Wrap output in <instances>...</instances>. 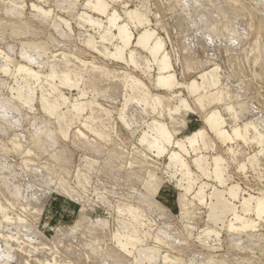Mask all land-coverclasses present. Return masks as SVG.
Returning <instances> with one entry per match:
<instances>
[{
    "label": "rangeland",
    "instance_id": "1",
    "mask_svg": "<svg viewBox=\"0 0 264 264\" xmlns=\"http://www.w3.org/2000/svg\"><path fill=\"white\" fill-rule=\"evenodd\" d=\"M8 1L9 0H0V49L4 51L6 50L9 54L12 53V57L15 56L13 58L14 64L12 65L18 63L24 64L20 53L24 51L26 52L27 50V52H31L32 49L35 50L33 52L34 55L33 53L28 54L36 56L38 55L37 53H40V50L42 51L43 49L46 53L42 58L45 60L48 58L49 61H54L53 55L55 56L56 54L57 60L61 61L66 54L68 57H70L71 54V61L76 60L78 57V61L76 60L74 62L80 63H77L75 66L72 61L71 65L75 68L77 67L76 70L82 71L83 77H86V80L84 79V82L82 83V87H84L85 83H89L87 77L91 78L92 76H97V79L99 77L103 78L104 75L99 74H102V72H105L106 70L105 73H107V76H110L106 77L107 80L105 78L104 80L109 81V78V83L106 82L105 84V81L100 79V81L103 80L104 82H101V85L96 84L97 86L95 89L98 92L101 90H109L110 92H107V96H109V93L111 96L105 98V95L103 96V94H106V92L104 91H101L100 93L102 95L100 94L98 96L99 103L102 102L101 104L103 107L111 112L110 117H105L103 119L104 122L101 127L103 130L104 126H106L104 130L108 135H104L108 136V141L102 140L83 128L82 132L86 137L79 136L76 133L79 126L78 123L71 127L66 138L60 134L58 130L59 125L56 119L40 112L42 110L39 111L40 102L38 104V101L40 100L39 96L41 95L39 90H37L34 95L36 98L33 110L26 106H20L19 108V105L11 99V94L8 92L10 91L8 90L9 87H14L13 80L0 74V79L3 80H0V105L3 102L5 105L3 106L2 104L0 106V152H3V154H0L2 155L0 156V202H2L3 205H1L4 206V208H8H5L7 213L9 212L13 214L14 217L8 213L16 219L13 220L14 225L11 224L12 226H10V224L3 223L2 228L3 231L5 230L6 234L12 233L14 236L18 235L20 239H24H21L18 245L11 242L15 254L18 255L15 258L14 256L16 255L13 252L14 255L12 258L14 257L15 259L13 258L14 260H11L12 258H10V260H7L8 263L16 264L17 262L19 263L20 260V264H22V261H24L22 258H24V262L27 260L29 261L30 259V264H42L40 261L42 262L44 258H48L55 260L58 264H137L134 258L138 256V252H136L137 250L134 251L132 255H128L125 252L123 253L119 248H116V245L112 242L113 239H111L113 238L112 232L115 229L122 230L124 228L123 226L126 225L127 222L129 224L132 220L130 214L126 213L127 210H129L128 208H136L140 211L143 217L140 218V221L144 223V226L139 229H143L141 230L142 237L143 239L145 238L143 246L145 247L148 245L152 248L157 247L156 249L160 250L158 257H156L159 258V261L156 258L155 260L152 258L154 261L157 260L156 262H158V264L167 263L161 262V259L163 261L164 258L161 256L165 255L170 257L169 260L172 258V260L168 261L171 264L173 263L172 261H174L173 264H264V222H258V229L254 232L252 231L240 235L237 234L232 237L227 233V229L223 224H218L217 228L213 223L208 222V207H206V205L203 206L198 204L197 201L191 199L192 196H187L185 200H188L184 202L187 203L190 201L189 203H192L193 205L191 204L187 207L188 210H186V208L184 209L182 205L183 198H181L183 197L182 195L184 192L177 186V179H180V175L177 174L173 177L172 172L170 171L169 173V170H166V167L164 166H168L169 163L166 156L159 158L137 142V138L141 134V131L144 128L146 129V123L150 122L153 116H141L140 113L136 112V109H139L137 108L138 105L132 103V106L129 104V111L127 110L126 113L129 115H127L129 119H126L129 120L131 126L128 127L124 122L120 121L119 113L123 109L125 94H127V92H125L126 87L123 86L126 81L124 79L123 82V74L125 72L126 74L128 73V75L140 79L149 88L152 96H169L168 93L158 90L153 84V77L155 76L157 69L154 66H151V68H153L150 72L151 75L145 76L133 66L128 67L114 59L106 58L105 56L96 53L90 47L88 48L87 45L86 47L84 43V40L87 38L85 37L87 36L86 31L84 29H78V25L74 19L76 12L82 10L80 5L85 0H49L47 3H39V5L43 6L45 9L53 12L49 18L50 21L49 19L44 20L42 15L31 10L32 8L30 5L32 3L38 4L37 0H21L25 4V9L18 13L20 16L19 18L7 14L6 11L10 12V10H12L11 3ZM143 1L147 6L153 28L167 43V50H169L168 52L172 57L177 78L181 84L186 85L203 70L217 66L220 71H218V74L220 73L219 78L221 81V88L219 87L220 89L218 88V90L212 93L222 90L224 95L221 92V96H224L226 101L219 106L225 108V104L227 103L232 105L237 112L239 120L238 124L240 125H243V123L252 118L264 119L263 5H259L257 0H121L118 3L111 2V5L113 4V6L118 8L124 15L123 11L125 12L137 7L139 8ZM182 1H184L183 4ZM63 2L65 3V7L70 6V8L72 7L73 9H69L65 12L66 10L62 9ZM125 3L128 5L127 8L125 7ZM59 5L61 8H59ZM201 5L204 7L202 8ZM56 16H61L70 23L73 30L69 38H63L57 35L54 29H52V25L60 24V21L58 22V20L55 19ZM59 26H61L60 28L63 31L67 30L64 24L61 23ZM132 29L133 31L136 30L134 31L136 36L141 31L140 29H134L133 26ZM88 33L94 34L92 31H89ZM24 45L32 49L29 50L27 47L25 48ZM68 46L70 48H68ZM38 47H41L42 49H38ZM71 48H74V50ZM61 55H63V57ZM58 56H61L62 59H60L61 57L58 58ZM73 56L75 59H73ZM83 62H86V65ZM90 66L92 68H89ZM33 68L36 69L37 67L34 66ZM94 68L98 71L96 70L95 72ZM48 69L49 68L46 67V69L44 68V71L47 72ZM100 69H103V71ZM110 71L112 73L108 74ZM112 80L118 81V83ZM98 81L97 83H99ZM111 81L115 84L113 85ZM120 81H122L123 84ZM111 84L115 88H113ZM118 84H120V88L116 86ZM110 86L113 91L110 90V88L107 89ZM92 87H95V85ZM97 87H99V89ZM185 87L186 86H181L180 89L176 90V95L171 97L172 99L169 96L168 98H170V100H167L166 98V101L164 102L166 106L171 105L170 107L172 108L175 105L176 98L181 96L188 100L191 107V111L182 117V122L178 125L179 127L175 132V138L183 139V136L192 135L200 129L205 130L207 134L206 139L210 148L213 147V149L207 151L203 150L205 154L209 156L216 152L222 155L228 161L229 167L227 172L231 176L232 182L239 183L240 187L246 193L257 195L260 192H264V167L261 166L258 169H254L248 163L245 165L244 169H240L245 158L254 155L259 150L256 144L253 145V143H248L245 145L246 143L242 141L223 144L218 140L209 132L204 123V117L207 114L206 112L214 108L215 105L209 106L207 104L205 108L201 109L195 101V97L192 98ZM100 88L104 89L100 90ZM126 91L128 90L126 89ZM178 93L179 96L177 95ZM66 94L69 96L67 91ZM72 94L76 95L77 92L74 91ZM90 96L91 93L90 95L88 94L89 98L87 99H91L93 94L91 97ZM101 97H104L105 99H102ZM10 100L11 102H9ZM133 106H135V109ZM2 107H6L4 109L9 108L10 110H3ZM21 107L23 109H21ZM147 110L150 111L149 108ZM10 112L13 116H11ZM223 112L228 119V122H230V115L228 116V113L225 112V110ZM133 114L136 121L134 120ZM2 115L6 117H3ZM139 119L141 120L139 121ZM160 120L164 121L173 132L174 129L172 130V128L174 126L170 123L167 115L160 118ZM144 122L146 123L144 124ZM48 123L50 124L48 125ZM134 124L136 126H133ZM36 129L37 131H35ZM41 129L44 130L42 131ZM38 131H41L39 132L40 134L37 133ZM44 133L49 135L46 136ZM15 134H19L20 137L19 135L18 137L13 136ZM23 136H25L24 139H22ZM14 137L15 139L17 137V141L20 140V143L23 145V150L28 147V145L29 147L27 149L32 148L31 150L33 151H31V155L20 156L22 152L18 153L20 151H14V149H12L13 145L11 142L13 140L11 139H14ZM32 137L34 141L32 140ZM4 146H6L5 149ZM231 147L237 152L236 157H234L232 153H228V149ZM142 153H145V155L147 154V158H145L146 161L143 160L144 157L141 156L143 155ZM139 156H141L142 159ZM184 158L187 162L190 161L189 155L185 154ZM31 160L32 163H29ZM143 161L146 163L148 162V166L146 163H143ZM192 170L195 175L197 174L196 176H201V174L194 168ZM153 173L156 175L157 182L159 179L162 181L158 182L159 185L156 184L157 182L154 184L155 181L152 182L157 187L156 188L153 185V188L155 187L157 189L156 193L150 187L152 186L150 184L152 181L150 176ZM60 179H63L62 182ZM201 179L202 181L204 180L208 182L210 185H214L213 182L207 181L203 177ZM147 183L149 185H147ZM83 185L84 187H81ZM210 189L211 187L207 189L208 193L210 192ZM65 190L68 192H65ZM2 192H5L6 194ZM6 200H9L12 204L9 201L6 202ZM208 202H210L209 198ZM117 207L119 210L121 208L124 213L121 211L118 212V210L116 211V209H118ZM82 209L84 210L83 215ZM18 218L23 220V223H25L23 225L26 227L28 224L27 229L29 226L32 227L29 229V233H34L36 236L29 234L30 238H28L29 236L27 237V235L23 234L22 228L17 230L15 227L20 225V220ZM79 220L80 223L77 222ZM26 222H29L30 224H26ZM16 223L19 224L17 225ZM203 226L204 228L211 227L215 230L217 228L216 231L219 233L218 237L220 236V238L216 235H207L203 238L205 239V244L209 242L207 246H211L212 244L211 248H205L203 243L198 240L199 232L196 231L204 229ZM100 227H104L105 231H101ZM2 228H0V232H2ZM88 228L90 231H88ZM32 229L33 231L36 230V233L31 231ZM16 232H20L21 234H19L21 236L16 234ZM93 232L100 233L92 235ZM144 232H147L148 235L144 236ZM73 233L76 235H73ZM39 234H42L45 237L39 236ZM155 234L157 237L160 236L159 238H162V242H165L166 244L164 243L159 247V245L154 242V239L156 238ZM62 235L65 237H62ZM104 236L106 238H104ZM35 238L36 240H33ZM92 238H96V240H93ZM97 238H100L99 241ZM30 239L33 241L30 242ZM102 239L103 241H101ZM234 240L236 241L233 242ZM0 241L2 242L1 238ZM28 241L30 242V248L32 247L31 250H33L34 253L31 252L29 245H27ZM238 241L240 243H237ZM1 242L0 248L3 251L4 245L3 242ZM19 245L20 247H17ZM168 245H172V248H170L171 246L168 247ZM143 246L141 248H143ZM34 247L37 248L34 249ZM139 248L140 247L138 246L137 249L141 251V248ZM2 251L0 250V253ZM28 255L31 256L29 257ZM114 256H117L118 258H115ZM120 259L122 262L124 261V263H122ZM15 260L18 261L16 262ZM153 260L152 262H154ZM147 262H145V264H148ZM156 262L152 264H156Z\"/></svg>",
    "mask_w": 264,
    "mask_h": 264
},
{
    "label": "bare ground",
    "instance_id": "2",
    "mask_svg": "<svg viewBox=\"0 0 264 264\" xmlns=\"http://www.w3.org/2000/svg\"><path fill=\"white\" fill-rule=\"evenodd\" d=\"M37 1H38V4L32 3L30 5L32 8L31 10L42 15L44 20L45 19L48 20L51 17V14L53 12L51 10L45 9L43 6L39 5V3H47L49 0H37ZM119 1H121V0H85L80 5L82 10L77 11V12L75 11L76 14L74 16V19L76 21V24L78 25L77 28L78 29L80 28L81 30L84 29L86 31V34H87V36H85L87 38L84 40L85 46L87 45L88 48L90 47L93 51H95L96 53H98L102 56H105L106 58L114 59L117 62L125 64L128 67L133 66L135 69H137L138 71L143 73L145 76L151 75L150 72L153 69V68H151V66L152 67L154 66L157 70H156L155 76L153 77V84L158 90H161V91L168 93L170 98L174 97L176 95L175 93H176L177 89H180L181 86L182 87L186 86L185 88H187V90L190 93V95L192 96V98L195 97V101L198 103V106L201 109L205 108L207 106V104L209 106L215 105L214 108H212L208 112H206L207 114L204 117V123H205V126L207 127V129L209 130V132L211 134H213L223 144H229V143H233V142L237 143L240 141L246 143L245 145H247L248 143H253V145L256 144V146L259 148V150L254 155L246 157L245 161H243V164L240 166V169H244L245 165L248 163L254 169H258L261 166L264 167V119L260 118L262 120L261 121L260 119H255V118L253 119L252 118L251 120L243 123V125H240V124H238L239 120H238L237 112L235 111V108L232 105L227 103V104H225L226 107L225 108L223 107L224 109L219 106L220 104H222L225 101L224 96H221L223 93L222 90H219V92H216V93H212V92H215L216 90H218V88L220 87V84H221V81L219 78L220 73L218 74L219 67L215 66V67H211L209 69L203 70L194 79H192V81L190 83H188L186 85L181 84L177 78V74L175 71V67H174L172 57L170 56V54L168 52L169 50H167V47H166L167 43L165 42L164 38H162L161 35L153 28L152 21L150 20V17H149V12H148L147 6L144 3V1H143V3L140 2L142 5L139 8L137 7L134 9L127 10L125 12L123 11L124 15L119 11L118 8L113 6V4L111 5V2L112 3H118ZM184 1H182V4ZM8 2L11 3L10 5L12 7V10H10V12L6 11L7 14H10L11 16H13L15 18H19L20 16L18 13L22 12L21 10L25 9L24 2H22L21 0H9ZM64 2L62 3V5H63L62 9L66 10L65 12H67V10H69V9H73L72 7L70 8V6L65 7ZM257 3L261 6L262 5L264 6V0H257ZM60 5H59V8H61ZM126 5H125V7L127 8L128 5L127 6ZM201 7H202V5H201ZM13 8H14V10H13ZM62 12H64V11H62ZM21 14H23V13H21ZM55 19H57L58 22L60 21V24L61 23L64 24L65 28L67 30L63 31L60 28L62 25L59 26L60 24L56 25L55 23H54L55 25H52V29H54V31L57 33V35H59L63 38H66V37L69 38V36L72 34L71 32L73 29H72L70 23L68 22V20L62 18L61 16H56ZM18 21H20V20H18ZM49 21H50V19H49ZM132 26L134 27V29H140L141 30L137 36L134 33V31H136V30L133 31ZM89 31L94 32V34L88 33ZM95 35L96 36L98 35L97 38ZM80 40H82V39H80ZM69 41H71V40H69ZM21 44H20V46H21ZM69 46H68V48H70ZM26 47L27 46H25V48ZM23 48H22V51H23ZM25 48H24V50H25ZM40 48L38 47V49H40ZM27 49L30 50L32 48L27 47ZM71 49L74 50V48H71ZM256 49H257V47H256ZM259 49H260V47H259ZM34 51L35 50L32 49L31 52L26 53L24 51V52L20 53L21 59L24 61V64L18 63L15 65H12V64H14L13 58L15 56L12 57L11 56L12 53L9 54L6 52V50L4 51V50L0 49V74H3L4 76H6L8 78H11L14 82V87L8 88V90H10L8 92H10V94H11L10 96L12 98L10 96L9 97L19 105L18 106L19 108H20V106H22V107L26 106V107H29L30 109L33 110V108H34L33 105H35L34 101L36 98L34 95H35L36 91L39 90L41 92L40 93L41 95L39 96L40 100H39V98H38L39 101L36 99L38 101V104L40 102L41 108L39 107V111L42 110L40 112H43L44 114L49 115L50 117H54L56 119V121L58 122V125H59L58 130H59L60 134H62L64 137L67 138L71 127H73V125L78 123L79 126L76 130L77 131L76 133L79 136L86 137L85 134L82 132V128H83L84 130L90 132L91 134L101 138L102 140L108 141L109 138H108V136H106L108 134L105 133V130H104L106 126H104L103 130L101 129V127L103 126V122H104L103 119L105 117H110L111 112L108 109L103 107V105L101 104L102 102L99 103V101H98V96L101 94L100 92L104 91L101 89H104V88H100V90H101L100 92H98L95 89L97 86L96 84L101 85L105 81L104 78L106 79V77L110 76V75L107 76V73H105L106 72L105 68H104L105 72L103 71V69H100L103 72H102V74L100 73L99 75H104V77L101 76L103 78L99 77L97 79L96 78L97 76H95V77L92 76L91 78L87 77L89 79V83L88 84L85 83L84 87H82V83L84 82V79L86 77L85 78L83 77L82 71H77L76 70L77 67L75 68L74 66L71 65L72 64L71 62L73 61V60L71 61V59H70V57L72 56L71 54H70V57H68L66 54V56H64V58H63L64 61L63 60L62 61L57 60V54L55 56L53 55L54 61H51V60L49 61L48 58L46 60L44 58H42L43 55L46 53L45 51H43V49H42V51L40 50V53H37L38 55H36V56H32V54L31 55L28 54V53H33ZM63 54H65V53H63ZM33 55H34V53H33ZM61 56L63 57V55H61ZM60 57L58 56V58H60ZM62 57L60 59H62ZM73 59H75V57ZM77 59H78V57H77ZM76 60H74V61H76ZM74 61H73V64L76 66V64L79 62H74ZM15 63H17V62H15ZM83 63H85V65H86V62H83ZM34 66L37 68L36 69L33 68ZM71 66L73 69L71 68ZM91 66L89 68H92ZM46 67L49 68L47 72L44 71V68L46 69ZM12 68H14V69H12ZM94 69L96 72L97 69L96 68H94ZM88 71H89V69H88ZM107 71H109V70H107ZM110 73H112V72L110 71L108 74H110ZM93 75H94V73H93ZM116 75H117V73H116ZM123 75H124L123 82H124V79L126 80L124 82L125 85H123V86H125L128 91H126V89H125V92H127V94H125V98H124L125 103H124L123 109L119 113V117H120L119 119H120V121L124 122L126 126H128V127L131 126L129 123V120L126 119V118H128L127 117L128 114H126V113H127V110L129 111V104H131V106H132L133 105L132 103H135L138 105L137 108H139V109L138 110L136 109V112L140 113L141 116L142 115L153 116V118H151L152 120L151 121L149 120L150 122H147V123L144 122V124L146 123V125H145L146 129L145 128L143 130L141 129L142 131H141V134L139 135V137L137 138L138 139L137 142L141 146L145 147L149 152L154 153L155 156H157L159 158L166 156L168 159V162H169L168 166H164V167H166V170L167 171L169 170V173L171 171L173 177L177 174L180 175V179H177V181H178L177 186L180 188V190H182L184 192L183 195L181 194L183 196L181 198H183V204L182 205H183L184 209L186 208V210H188L187 207H189L192 204V203L191 204L189 203L190 201L185 203L188 200V199L185 200L186 197L192 196L191 199H193L194 201H197L198 204L203 205V206L206 205V207H208V213H207L208 214V222L213 223L216 227L218 224H221V225L223 224L227 229V233L230 234L232 237H233V235L235 236L237 234L240 235V234H245L248 232L250 233L252 231L253 232L256 231L258 229V225H259L258 222H264V192H260L257 195H253L251 193H246L240 187L239 183L232 182V178L227 172L228 171L227 169L229 167L228 161L222 155H220L216 152L213 154H210L209 156L205 154V152L203 150L207 151V150L213 149V147L210 148V145L206 139L207 134H206L205 130L200 129L199 131L194 132L192 135L183 136L182 137L183 139H180V138L176 139L175 138V132L177 131V129L179 127L178 125H180V123L182 122V117L191 111V107H190L188 100L186 98H182L181 96H179V93H178L177 95L179 96V98H176L177 100L175 102V105H174V107L171 108L170 107L171 105L166 106L164 104V102L166 101V98H167V100H170V98H168L169 96L168 97H163L161 95L160 96L159 95H153L152 96L150 94L151 92L149 91V88L140 79L133 77L131 75H128V73L126 74V72ZM113 77H114V75H113ZM116 78H117V76H116ZM100 79H103L104 81L103 80L100 81ZM113 79H115V78H113ZM0 80H2V79H0ZM108 80L110 81L109 78H108ZM115 80H112V81L118 83V81H115ZM97 81L99 83H97ZM109 81H105V84H106V82L109 83ZM120 82L123 84L122 81H120ZM89 84H90V86H89ZM112 84L114 85L115 83L112 82ZM112 84H111V86H112ZM120 84H118L119 86L118 85H116V86L120 88ZM93 85H95V87H92ZM111 86L108 88L106 87V88L107 89L110 88V90H112V87L115 88L114 86H112V87ZM97 88L99 89V87H97ZM91 89H93V90H91ZM66 91L69 94V96L66 94ZM74 91L77 92L76 95L72 94V92H74ZM104 92H106V94L105 93L103 94V96L105 95L104 96L105 98L111 97L110 93H109V96H107V92H110L109 90L104 91ZM70 93H71V96H70ZM90 93H91V96H92V94H93V96L91 99H87V98H89L88 94L90 95ZM223 95H224V93H223ZM123 97H124V95H123ZM112 99H114V98H112ZM106 101H107V99H106ZM9 102H11V100ZM2 104H3V106H5L4 102ZM17 104H16V106H17ZM8 105H10V104H8ZM11 105H12V103H11ZM22 107H21V109H23ZM134 107L135 106H133V108ZM4 108H6V107H4ZM4 108H3V110H6V111L9 109V108L4 109ZM11 108H12V106H11ZM148 108L150 109V111L147 110ZM18 110H20V109H18ZM224 110H225V112L228 113V116L230 115V118H229L230 122H228V119L225 117L224 112H223ZM6 113H8V112H6ZM10 114H11V116H13V114L11 112H10ZM134 114H133V117H134V120L136 121ZM4 115H5V112H4ZM156 115H157V117H156ZM165 115H167V117L170 120V123L174 126L173 128L171 127L172 130L174 129L173 132L170 130L169 126L164 121L160 120V118H162ZM3 117H6V116H3ZM18 117H20V116H18ZM131 118H132V115H131ZM33 120H34V118H33ZM33 120H32V122H33ZM140 120L141 119H139V121ZM27 121H29V120H27ZM47 122H48V120H47ZM49 124L50 123H48V125ZM36 125H38V124H36ZM43 126H44V124H43ZM133 126H136V125L134 124ZM33 127H35V126H33ZM48 129H49V127H48ZM30 130H31V128H30ZM35 131H37V129ZM27 132H29V131H27ZM31 132H32V130H31ZM39 132H41V131H38L37 133H39ZM135 132H136V130H135ZM16 134L13 136L18 137L19 134L18 135H16ZM104 134H106V135H104ZM45 135L48 136L49 134H45ZM17 137H16V139H15V137H14V139L13 138L11 139V140H13L11 142V144L14 147V148L12 147V149H14V151L15 150L20 151L18 153L22 152L20 154V156L31 155V153H32L31 151H33V150H31L32 148L27 149L29 147V145H28V147H26V148L24 147L25 149L23 150V147H22L23 145L20 143V140L17 141L18 140ZM19 137H20V135H19ZM24 137L25 136H23L22 139H24ZM40 137H42V136H40ZM10 138H11V136H10ZM32 140L34 141L33 137H32ZM27 144H26V146H27ZM84 144H86V143H84ZM30 147H31V145H30ZM2 148H3V143H2ZM5 148H6V146H4V149ZM233 149L234 148H232V147L229 148L228 153L230 152L234 155V157H236L237 152L234 151ZM1 153L3 154V152H0V154ZM4 153H5V151H4ZM185 154L189 155L190 161H188V162L186 161V159L184 158ZM32 155H35V154H32ZM0 156H2V155H0ZM141 156L144 157L143 160H145V158H147V154L145 155V153ZM141 156H139V157H141ZM38 157H40V156H38ZM142 157H141V159H142ZM7 158H8V156H7ZM28 161H29V159H28ZM153 161H155V160H153ZM29 163H32V160ZM143 163H146V162L143 161ZM25 164H27V163H25ZM35 166H36V163H35ZM147 166H148V164H147ZM193 168L198 173H200L201 176H199V177L196 176L197 174L196 175L194 174V172L192 170ZM202 177L204 179H206L207 181L213 182L214 185H210L208 182H206L204 180L202 181V179H201ZM150 178L152 179V181L150 183L152 186H150V187L156 193L157 187L154 185L157 182L156 175H154V173H153L150 176ZM62 180L60 179L61 182H62ZM153 181H155L154 184L152 183ZM159 181H160V179H159ZM158 182L156 184H158ZM160 182H162V181H160ZM147 185H149V184L147 183ZM153 185L156 188L155 187L153 188ZM81 187H84V185ZM210 187H211V189H210V192L208 193L207 189ZM66 190H65V192H68ZM65 192H63V193H65ZM2 193H5V192H2ZM68 194H66V195H68ZM2 197H4V196H2ZM75 198H76V196H75ZM208 198H209L210 202H208ZM70 199H71V197H70ZM8 201L6 200V202H8ZM180 201H182V200H180ZM1 204H2V202H0V228H2L3 223L8 224V225L10 224V226L14 225L13 220H16V219L13 218L14 217L13 214L8 212L13 217L10 216L6 210L8 208L5 207L6 208L5 209L4 206H2L3 204L2 205ZM4 205H5V203H4ZM128 209L129 210L126 209L127 212L126 211L125 212L130 214L132 220L129 222V224L127 222L126 225L123 226L124 228L122 230H119V229L116 230L115 229L112 232V237H113V238H111V239H113L112 242H114L117 249L119 248V250L123 251V253L125 252L128 255H132L134 253V251L137 250L136 252H138V254L137 253L136 254L138 256L134 257L135 262L137 264H145V262H147V261H148L147 262L148 264H152V263L156 262L157 260L159 261V258H156V257H158V254L160 253L159 252L160 250L156 249L157 247L152 248V247H149L148 245L145 247L143 246L144 242H145L144 241L145 238L143 239L142 233H141V230H143V229H141V230H139V229L144 226V223H142V221H140V218H143L140 211L136 208L135 209L128 208ZM117 210H118V212L119 211L122 212L121 208H120V210H119V208L116 209V211ZM123 211H124V209H123ZM83 212H84V210L82 211V215H83ZM122 213H124V212H122ZM190 213H191V211H190ZM142 214H143V212H142ZM79 215H81V214H79ZM186 215H187V213H186ZM18 219L20 220L21 218H18ZM84 220H86V219H84ZM84 220H81V221H84ZM77 222L80 223V220ZM27 223H29V222H26V224ZM5 224H4V227H5ZM23 224H25V223H23V220H20V225H18V226L15 225V226H17L15 228L17 230L22 228L23 234L27 235V237L29 236V234H32V236L33 235L36 236L34 233H31V232L29 233V229L32 227L29 226V228L27 229L28 224H27V227ZM83 225H84V222H83ZM118 226L120 227L119 224H118ZM203 228H204V226H203ZM217 228H216V230H217ZM8 229H10V228H8ZM100 229H101V231L102 230L105 231L104 227H100ZM11 230H12V227H11ZM195 230H196V228H195ZM216 230L214 228H211V227H205L204 229H199L198 231H196V232H199L198 240L201 241V243H203L205 248L206 247L211 248L212 244H211V246H207L209 242H207V244H205V242H204L205 239H203V238L206 237L207 235L208 236L209 235H216L218 237L219 233ZM0 231H1V229H0ZM31 231H33V229ZM88 231H90L89 228H88ZM13 232H14V230H13ZM20 232H21V230H20ZM20 232H18V233L16 232V234H19ZM33 232L36 233V230ZM95 233L93 232L92 235ZM98 233H100V232H98ZM98 233H96V234H98ZM63 234H64V232H63ZM70 234H72V233H70ZM74 234L75 233H73V235ZM164 234H166V233H164ZM59 235H61V234H59ZM77 235H78V233H77ZM147 235H148V233L144 232V236H147ZM39 236L45 237L42 234H39ZM155 236H156V234H155ZM27 237H26V239H27ZM62 237H65V236L62 235ZM159 237L160 236H158V237L156 236V238L155 239L153 238V239H154V242H156V244H158L160 247V245H163L165 242L163 243L162 238L160 239ZM0 238L2 239V242L4 245L3 251L0 248V250L2 251L0 253V264H9L10 262L8 263L7 260H10V258H12V256L15 254L14 249H13V244L18 245L20 243V240L23 238L20 239V237H18V235L14 236L12 233L6 234L5 230L3 231V228H2V232H0ZM28 238H30V236ZM36 238L33 240H36ZM104 238H106V237L104 236ZM218 238H220V236ZM94 239L96 240V238H94ZM97 239L99 241L100 238H97ZM103 239L101 241H103ZM30 240H31L30 242L33 241L32 239H30ZM230 240H231V238H230ZM235 241L236 240H234L233 242H235ZM30 242L28 241L27 245H29ZM237 243H240V242L238 241ZM91 244H92V242H91ZM91 244H90V246L92 247ZM93 244H94V241H93ZM95 244H96V242H95ZM138 246L140 248L143 246V248H141V251L137 249ZM170 246L168 245V247L172 248V245H170ZM17 247H20V245ZM21 247H22V245H21ZM214 247H212V248H214ZM14 248H16V247H14ZM29 248H30V245H29ZM36 248L34 247V249H36ZM216 248H217V246H216ZM31 249H32V247L30 248V250ZM42 249H43V247H42ZM15 250H17V249H15ZM13 252H14V254H13ZM31 252H33V250H31ZM140 252H142V253H140ZM54 253H55V251H54ZM139 254H140V256H139ZM17 255L14 257L16 258ZM19 255H20V253H19ZM28 256L30 257L31 255H28ZM42 257H44V256H42ZM161 257H164L163 261L161 259V262H167L164 264H168L169 263L168 261L172 260V258L169 260L170 257H168L166 255L161 256ZM13 258L11 260L15 259V258L14 259ZM152 258L154 260L156 258L157 260L154 261ZM22 259L25 261L24 258H22ZM112 259H114V258H112ZM150 259H152L154 262H152V260H150ZM15 261H14V263H15ZM24 261H22V264ZM29 261H30V259H29ZM29 261L27 260L26 262H24V264H30ZM55 262H56L55 260H51L48 258H44V260L42 262L40 261V263H42V264H56L57 262L56 263ZM121 262H122V260H121ZM172 262L174 263V261H172ZM122 263H124V261ZM18 264H20V260H19ZM156 264H158V262H156ZM169 264H171V263H169Z\"/></svg>",
    "mask_w": 264,
    "mask_h": 264
}]
</instances>
